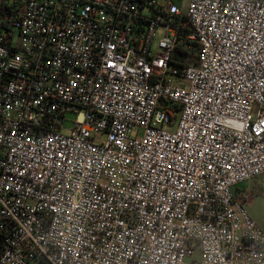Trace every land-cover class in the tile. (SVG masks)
<instances>
[{
    "label": "built area",
    "instance_id": "built-area-1",
    "mask_svg": "<svg viewBox=\"0 0 264 264\" xmlns=\"http://www.w3.org/2000/svg\"><path fill=\"white\" fill-rule=\"evenodd\" d=\"M263 174L264 0H0V264H264Z\"/></svg>",
    "mask_w": 264,
    "mask_h": 264
},
{
    "label": "rangeland",
    "instance_id": "rangeland-1",
    "mask_svg": "<svg viewBox=\"0 0 264 264\" xmlns=\"http://www.w3.org/2000/svg\"><path fill=\"white\" fill-rule=\"evenodd\" d=\"M174 1L184 13L187 12L191 0ZM163 33L164 29L160 28L157 31V38H161ZM238 192L247 195L246 209L264 231V174L240 184Z\"/></svg>",
    "mask_w": 264,
    "mask_h": 264
},
{
    "label": "trees",
    "instance_id": "trees-1",
    "mask_svg": "<svg viewBox=\"0 0 264 264\" xmlns=\"http://www.w3.org/2000/svg\"><path fill=\"white\" fill-rule=\"evenodd\" d=\"M186 45L188 46L189 43H186ZM180 56H181V61L186 65L194 64L196 62L193 51H189L186 49L184 50V53L181 54Z\"/></svg>",
    "mask_w": 264,
    "mask_h": 264
},
{
    "label": "crops",
    "instance_id": "crops-1",
    "mask_svg": "<svg viewBox=\"0 0 264 264\" xmlns=\"http://www.w3.org/2000/svg\"><path fill=\"white\" fill-rule=\"evenodd\" d=\"M174 3H176L174 0H172Z\"/></svg>",
    "mask_w": 264,
    "mask_h": 264
}]
</instances>
